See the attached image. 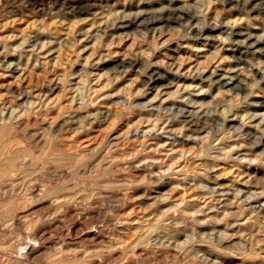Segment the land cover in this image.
Segmentation results:
<instances>
[{"label": "rangeland", "instance_id": "obj_1", "mask_svg": "<svg viewBox=\"0 0 264 264\" xmlns=\"http://www.w3.org/2000/svg\"><path fill=\"white\" fill-rule=\"evenodd\" d=\"M32 1L0 0V121L33 110L36 114L29 125L22 123L13 137L18 144L11 147H25L21 151L41 160L48 157L51 166L38 170L40 178L34 183L20 177L0 182V264H201L196 256L207 264H264V0H91L96 1L93 8L75 13L58 7L65 6L64 1L84 0H37L42 4L34 8L28 6ZM161 6L186 9L195 18L149 29L120 27L127 19L124 14L150 13ZM203 25L213 29L197 37L194 30ZM240 54L250 62L247 70L244 64L235 65ZM142 66L165 72L173 82L167 88L142 85L147 77ZM212 71L229 72L227 77L246 74L249 95L244 98L227 87L219 91L207 79H193ZM138 101L150 104L135 105ZM170 103L227 121H244L246 130L240 135L241 131L216 125L199 137L184 136L193 140L174 144L183 142L192 150L177 158L179 148H170L173 137L167 134L178 127L167 120L172 114L165 106ZM104 111L108 114L102 116ZM146 111L159 120L139 115ZM73 115L79 120L75 125L85 124L83 130L54 131ZM66 142L80 145L78 164L86 167L72 177H62V164L47 156L64 151ZM146 151L154 158L141 160ZM244 155L256 157L248 160ZM141 172L151 184L142 182ZM37 186L44 187L42 194L30 196L28 192ZM182 195L192 203L186 204L189 209H171L169 214L181 215L179 220L188 224L189 231L196 227L199 237L185 250L168 244L140 245L137 238L145 228L141 224L148 218L161 219L156 211L167 209ZM99 226L113 231V242L90 240L88 230H101ZM34 238L37 248L20 255L17 245L25 246ZM122 238L125 244L119 241Z\"/></svg>", "mask_w": 264, "mask_h": 264}, {"label": "bare ground", "instance_id": "obj_2", "mask_svg": "<svg viewBox=\"0 0 264 264\" xmlns=\"http://www.w3.org/2000/svg\"><path fill=\"white\" fill-rule=\"evenodd\" d=\"M29 1V0H28ZM42 1V0H41ZM49 1V0H48ZM54 1H57V0H54ZM69 1H71V0H69ZM91 0H84V1H82V2H76V1H71V2H69V3H67L66 1H64L63 2V4L65 5V6H63V7H58L59 9H66V11L69 13V12H73V11H75L76 9H82V8H84V7H88L89 9L90 8H93L94 6H95V4H94V2H96V1H94V2H90ZM161 0H159V2H160ZM157 2V1H156ZM158 2V3H159ZM46 3V2H45ZM54 4H53V6L55 5V2H53ZM152 3H153V1H152ZM42 4V3H41ZM41 4H39L38 3V1L37 0H34V1H32V2H30V3H28V6L29 7H32V8H34V7H36V6H40ZM49 4V3H48ZM47 4V5H48ZM58 6V5H57ZM102 6V5H101ZM43 7H46V6H43ZM139 7V6H138ZM149 7V6H148ZM147 7V8H148ZM157 7V6H156ZM162 7V6H161ZM40 8H42V6L40 7ZM54 7H50V9L52 10ZM56 8V7H55ZM87 8V9H88ZM131 8V7H130ZM146 7H144V9H145ZM154 8V7H153ZM143 9V8H142ZM43 10V9H42ZM53 10H55V9H53ZM139 10V9H138ZM84 11H85V9H84ZM87 11V10H86ZM93 11V10H92ZM56 12H57V14H58V10H56ZM62 13V12H61ZM73 13H75V12H73ZM122 14V13H121ZM57 16V15H56ZM59 16V15H58ZM122 17H126L127 19L126 20H124V21H122L121 22V24H120V27H122V28H125L127 31H129L128 29H130L131 27H133V26H135V28H140V29H149V28H152V27H156L157 25H163V24H171L172 22H180V23H182V22H184V21H182L183 19H194L195 18V15L193 14V13H191L190 11H188V10H186V9H180V10H176L174 7L172 8V7H162V9H160V10H157V11H152V12H142L141 10L140 11H137V12H134V13H130V14H124ZM196 18H198L197 16H196ZM115 19V18H114ZM176 19L177 20H179V19H181V21H176ZM200 19V18H199ZM81 20V19H80ZM169 20H172V21H169ZM175 20V21H174ZM187 22H190V24H192L194 21H187ZM196 22H198V21H196ZM195 22V23H196ZM169 24V25H170ZM198 24V23H197ZM206 25V24H205ZM205 25H203L202 27H197L196 29L195 28H193V30L195 31V33H196V35H198L197 37H199V36H203L204 35V33L207 31V30H209V29H213V27L212 28H210L209 26L208 27H206ZM213 25V24H212ZM164 26V25H163ZM162 26V27H163ZM132 29V28H131ZM137 30H139V29H137ZM193 30H192V32H193ZM134 31V30H133ZM140 31V30H139ZM212 31V30H211ZM211 33V32H210ZM228 35V34H227ZM228 37H230V36H226V38H228ZM192 38V37H191ZM229 39V38H228ZM235 40V39H234ZM259 40V39H258ZM36 43V42H35ZM224 55V54H223ZM136 61V60H135ZM134 61V62H135ZM236 63H235V65H240V64H244V70H247V67L248 66H250V62H249V60H248V58H246V57H244L243 56V54L241 55H239V56H237V58H236V61H235ZM20 63V62H19ZM127 63V62H126ZM132 63H133V61H131L130 62V65H132ZM232 63V62H231ZM120 64H122V63H120ZM124 64V63H123ZM122 64V65H123ZM136 64V63H135ZM121 65V66H122ZM126 65V64H125ZM118 66V65H117ZM116 66V67H117ZM120 66V65H119ZM231 66H233V65H231ZM139 67V66H138ZM204 67V66H203ZM232 68V67H231ZM142 71H146L147 72V77H146V79H144V81H143V84L142 85H145L146 87H148V86H151V85H154V86H158V87H162V88H167L168 86V84L169 83H172L171 81H169V77L166 75V74H164L162 71H158V70H156V69H149V71H147V69H146V66H142ZM200 69V68H199ZM258 69V68H257ZM256 69V70H257ZM259 70V69H258ZM141 71V70H140ZM248 71H250V70H248ZM258 72V71H257ZM227 73H229V72H221V73H217L216 71H212V72H210L209 74H207L206 75V73L204 74L203 72H200V73H198L197 75H195L194 77H193V79H194V81L195 80H200V82L201 81H205V79H207L208 81H210L209 83H210V87L213 85V83H215L216 85H218V90L219 91H221V89L224 87H227V90H232V91H234V92H236V93H242L243 95H245L244 96V98H246V96H248L249 95V92H246V90H247V87H246V85H245V80H246V78H247V75L246 74H243V73H239V72H235V73H233V74H230V76H226V74ZM250 73H251V71H250ZM249 73V74H250ZM259 74H260V71L258 72ZM256 74V73H255ZM263 74V73H262ZM261 74V75H262ZM174 75V74H173ZM84 76V75H83ZM261 78V77H260ZM172 79V78H171ZM208 84V83H207ZM214 84V85H215ZM171 85V84H170ZM204 85V84H203ZM203 87V86H202ZM141 91H144V90H141ZM162 91V90H161ZM178 92H179V90H177ZM255 91V90H254ZM177 92V93H178ZM159 93H160V91H159ZM168 93H171V92H168ZM174 94H175V92H173ZM173 93H171V94H173ZM223 93V92H222ZM156 96V95H155ZM155 98V97H154ZM123 99V98H122ZM238 101V100H237ZM88 102V101H87ZM238 103V102H237ZM259 103V102H258ZM262 103V102H261ZM150 103H147V102H140V101H138V102H136L135 103V105H140V106H142V107H144V106H146V105H149ZM131 105H133V103L131 102L130 103V107H131ZM155 105V104H154ZM156 105H159V107L161 108L162 106L158 103V104H156ZM175 104L174 103H170L169 104V106L167 105V106H165V109H166V112L167 111H170V113L172 114V115H168V118H167V120L168 121H170V123L172 122V123H175L176 125L178 124V127H176L175 128V130L174 131H170V132H167V134H168V136L170 135V136H172L173 137V139H172V141L170 142V144H169V146H170V148L171 149H176V148H179V155L177 154L176 155V157L178 156H185V154H186V152L188 153L189 152V150L191 151L192 150V148L191 149H187L186 147H185V144H183V142H178L177 144H174V142L175 141H184L185 139H192L193 140V138H183L184 136L186 137H190V136H192V135H196V136H194V137H199L200 136V134H202L203 132H208V133H210V131L211 130H214V128H216V127H218V126H216V125H220L221 127H218V129H223V130H225V129H229V130H231V129H233V131H241L242 133L240 134V135H243V131H244V129L245 128H243V126H244V124H243V122L244 121H239V122H234V121H227V118H225V117H220V116H218V115H214V114H207V115H203L201 112H198V110H196L194 107L193 108H190V107H188V105H184V104H181V105H178V106H174ZM59 107V106H58ZM163 108H164V106H163ZM159 109V108H158ZM49 110V109H48ZM68 110V109H67ZM69 111V110H68ZM149 112H150V110H148ZM62 112H64V111H62ZM66 112V111H65ZM64 112V113H65ZM133 112V111H132ZM147 112V111H146ZM57 113V112H56ZM58 113H60L59 111H58ZM57 113V114H58ZM25 116L24 117H26V119H24V117H19V116H16V115H13V116H8L7 118H4V120L1 122L0 121V182L1 181H11V182H13L14 180H17V179H19V177H20V180H23V181H25V182H29V184L31 183V182H33L34 183V181H37V179H39L40 177H39V174L37 173L38 172V170H41V169H45V165L47 164V163H49L48 162V160L49 159H47V158H45V159H39L38 157H37V155H35V153H29L28 151L25 153V151L23 152V151H21V150H23V149H21L20 150V148L19 149H15V148H12L11 146H13V143H16V144H18L17 142L19 141H17V140H15V139H13V137H14V134L18 131V129L20 128V126L22 125V123H25V124H28L29 123V119L32 117V116H34L36 113L33 111V110H29V111H26L25 113H23ZM44 114V113H43ZM53 114V113H52ZM107 115L108 113L106 112V111H104L103 113H102V116H104V115ZM138 114V113H137ZM45 115V114H44ZM46 115H47V113H46ZM61 114H59V116H60ZM135 115V114H134ZM139 115L140 116H143V117H145L146 118V120H148V121H150V120H152V121H157V119L159 120V118H153L152 117V114H148V112H147V114L145 113V114H143V113H139ZM186 116V117H184V119H181L180 117L181 116ZM154 116V115H153ZM251 116V115H250ZM115 118V117H114ZM91 119H93V117H91ZM94 119H95V117H94ZM34 120H35V118H34ZM32 121V123H33V119L31 120ZM61 121V120H60ZM77 121H79V120H77V118L73 115L72 117H68V119H66L65 120V124H64V122H63V124H61L59 127H57V128H55L54 129V131L56 132V133H61L62 131H70V129H76V128H79V127H81L82 128V130L84 129V127H85V124H83V123H80V124H78V125H75L76 123H77ZM99 121V120H98ZM108 122V121H107ZM31 123V124H32ZM57 124V123H56ZM29 125V124H28ZM174 125V124H173ZM27 127V126H26ZM42 127V126H41ZM54 127V126H53ZM153 127H154V125H153ZM172 127V126H171ZM46 128V127H45ZM50 128V127H49ZM41 129V128H40ZM43 129V128H42ZM46 130H49L48 128L46 129ZM51 130H53V129H51ZM246 130V129H245ZM250 130V129H249ZM50 131V130H49ZM248 131V130H247ZM74 133V132H73ZM250 134H249V136H251V132H249ZM65 134V133H64ZM16 135V134H15ZM44 135V134H43ZM46 135V134H45ZM52 134H50V136H51ZM255 135V134H254ZM47 136V135H46ZM45 136V137H46ZM61 136V135H60ZM66 136V135H65ZM68 136V135H67ZM55 137V136H54ZM79 137H81V136H78V138ZM168 138V137H167ZM204 138V137H203ZM52 139V138H51ZM55 139H56V137H55ZM64 139V138H63ZM114 139V138H113ZM158 139L159 140H156V144L157 145H159V144H161V136H159L158 135ZM255 139V138H254ZM62 140V139H61ZM109 140V139H108ZM21 141V140H20ZM49 141V140H48ZM60 141V140H59ZM243 141V140H242ZM256 141V140H255ZM63 142V141H62ZM65 142V141H64ZM80 142H81V140H80ZM20 143V142H19ZM50 143V142H49ZM53 143V142H52ZM58 143V142H57ZM67 144H66V146L64 145V151H59V152H55V153H52V154H47V156L49 155V158H51V159H54V160H51L52 162H56V161H59L60 163H59V165L60 164H62V166H63V168H64V173L62 174V177H68V176H70V177H72L73 176V174L74 173H76L77 172V175H79L78 173L80 172V171H85L86 170V167H85V165H82V164H78V161L79 160H81L80 158H81V152L83 151H81L77 146H80V145H75L74 143H72V142H66ZM61 144V143H60ZM73 144V145H72ZM122 144V143H121ZM140 144V143H139ZM142 144V143H141ZM58 145V144H57ZM96 145V144H95ZM118 145H120V144H118ZM15 146V145H14ZM152 146H154V144L152 145ZM23 147V146H22ZM21 147V148H22ZM75 147V148H74ZM48 148V147H47ZM73 148V149H72ZM31 149V148H30ZM133 149H135V148H133ZM154 149V148H153ZM223 149H224V147H223ZM40 150V149H39ZM45 150H47V149H45ZM63 150V149H62ZM71 150H73V151H71ZM252 150V149H251ZM57 151V150H56ZM132 151V150H131ZM148 151V150H147ZM146 151V153H144L143 155H142V157H141V160L142 159H145V158H154V157H152V156H150L149 154H147V153H149V152H147ZM247 151V150H246ZM41 152V151H40ZM178 152V151H177ZM177 152H175V153H177ZM251 152V151H250ZM37 153H39V152H37ZM246 153V152H245ZM254 153V152H253ZM83 154V153H82ZM119 154V153H118ZM121 154V153H120ZM174 154V153H173ZM40 155V154H39ZM169 155V154H168ZM175 155V154H174ZM254 155V154H253ZM175 157V158H176ZM177 157V158H178ZM239 157V156H238ZM256 157V156H255ZM255 157H252V156H248V155H244V158H246V159H248V160H254L255 159ZM186 158V157H185ZM184 158V159H185ZM172 159H173V157H172ZM241 159V158H240ZM88 161V160H87ZM86 161V162H87ZM257 161V160H256ZM150 162V161H149ZM148 162V164H152V162L151 163H149ZM57 163V162H56ZM248 163V162H247ZM51 164V163H50ZM49 164V165H50ZM58 164V163H57ZM84 164V163H83ZM88 164V163H87ZM48 165V164H47ZM48 165V166H49ZM53 165V164H52ZM56 165V164H55ZM112 165V164H111ZM51 166V165H50ZM61 166V165H60ZM146 166H147V163H146ZM54 167V166H53ZM57 167V166H56ZM89 167V166H88ZM87 167V168H88ZM171 167V166H170ZM48 168V167H47ZM46 168V169H47ZM94 168V167H93ZM53 169V168H52ZM58 169H59V167H58ZM61 169V168H60ZM89 169V168H88ZM144 169V168H143ZM54 170V169H53ZM121 171V170H120ZM130 171V170H129ZM40 172H42V171H40ZM90 172H91V170H90ZM21 175H20V174ZM43 173V172H42ZM44 173H45V171H44ZM60 173V172H59ZM82 173V172H81ZM142 173V172H141ZM150 173H152V172H150ZM100 174V173H99ZM146 174V173H145ZM145 174H143L142 173V177H140L141 178V180H142V182H144V183H150L151 181L149 180V178H146V176H145ZM76 175V174H75ZM83 175V174H82ZM81 175V176H82ZM141 175V174H140ZM80 176V177H81ZM44 178H45V176H43ZM42 177V178H43ZM75 177V176H74ZM73 177V178H74ZM41 178V179H42ZM139 178V179H140ZM60 179V178H59ZM86 179V178H85ZM99 179V178H98ZM129 179V178H128ZM18 181V180H17ZM62 181V180H61ZM78 181V180H77ZM90 181V180H89ZM70 182V181H69ZM141 182V181H140ZM139 182V183H140ZM15 184H16V182H14ZM1 184V183H0ZM20 184V183H19ZM28 184V185H29ZM37 184V183H36ZM36 184H34V186L36 185ZM63 184V183H62ZM79 184V183H78ZM81 184V183H80ZM151 184V183H150ZM13 185V184H12ZM37 185H39V184H37ZM130 185V184H129ZM144 185H146V184H144ZM203 184H201L200 186H202ZM7 186H9V185H7ZM17 186V185H16ZM41 186H43V185H41ZM147 186V185H146ZM149 186V185H148ZM206 186V185H205ZM5 187H6V185H5ZM26 187H27V185H26ZM203 187V186H202ZM11 188V187H10ZM16 188V187H15ZM29 188V187H28ZM147 188V187H146ZM201 188V187H200ZM205 189H206V187H204ZM13 189V188H12ZM11 189V190H12ZM24 189H26L27 191H29V189H27V188H24ZM43 189H44V187H40V186H37V187H33L28 193L30 194V196H36V195H40V194H42V191H43ZM83 189V188H82ZM1 190V189H0ZM8 191L10 190L9 188L7 189ZM25 190V191H26ZM54 190V189H53ZM125 191V190H124ZM180 191V190H179ZM13 192V191H12ZM126 192V191H125ZM15 193V192H14ZM205 193V192H204ZM75 194V193H74ZM122 194V193H121ZM194 194V193H193ZM73 195V194H72ZM71 195V196H72ZM75 195H77V194H75ZM123 195H125L124 196V198L126 197V194L124 193ZM122 195V196H123ZM169 195V194H168ZM184 195V194H183ZM182 195V196H183ZM192 195V194H191ZM196 195V194H195ZM69 196V195H68ZM131 195H129L128 197H130ZM162 196V195H161ZM121 197V196H120ZM127 197V198H128ZM165 197H166V195H165ZM169 197V196H168ZM74 198H75V196H74ZM123 197H121V199H122ZM133 198V197H132ZM170 198V197H169ZM176 198V197H175ZM179 198V197H178ZM68 199H69V197H68ZM72 199V198H71ZM167 199V198H166ZM62 200H63V204H65V200H67V196H64V197H62ZM156 200V199H155ZM164 200H165V198H164ZM163 200V201H164ZM179 201H176V199H174V201H176L175 203H173L170 207L168 206L167 207V209H165V210H160V211H158L156 208V212L157 213H160V214H162V217H161V219H162V226L160 225V223H161V219H160V217L159 218H155L154 220H155V222L153 221V222H151V221H148V220H150L149 218H148V222L147 221H145V224H141V226L142 227H145L140 233V235L138 236V243H140V245H143V244H153V245H156V247H157V244L159 245H161V244H168V245H175L178 249H180V250H185L186 248H187V243H190L191 241H193V240H195L194 238H196V237H199V235H198V232H197V230L195 229V228H193L191 231H189L188 230V224L187 223H184L183 224V222H184V220H179L180 218H181V215L179 216L180 218H178V216H176V215H171V214H169V210H171V209H173V211H175V210H177V209H181V210H186V209H189L188 208V206H186V204H190V203H188L189 201H185V198H184V196L182 197V198H179L178 199ZM187 200V199H186ZM122 201V200H121ZM126 201V200H125ZM160 201V200H159ZM166 201V200H165ZM60 203H61V200L59 201ZM58 202V203H59ZM120 202V201H119ZM119 202L117 203V204H119ZM184 202V205L182 206V203ZM125 203V202H124ZM67 204V203H66ZM192 204V203H191ZM190 204V205H191ZM67 205H70V204H67ZM123 205V204H122ZM125 205H126V203H125ZM157 205H159V204H157ZM165 205V204H164ZM196 205V204H195ZM116 206V205H115ZM161 206V205H160ZM166 206V205H165ZM121 207V206H120ZM164 207V206H163ZM198 207V206H197ZM115 208V207H114ZM61 209V208H60ZM161 209V208H160ZM197 209V208H196ZM79 211V210H78ZM127 211V210H126ZM131 211V210H130ZM150 211V210H149ZM155 210L153 209V211L152 212H154ZM72 213H73V211H71ZM125 212V211H124ZM151 212V211H150ZM156 212H154V214L156 213ZM55 213H57L56 211H55ZM76 213V212H75ZM75 213H74V215H75ZM118 213V212H117ZM116 213V214H117ZM85 214V213H84ZM89 214V213H88ZM88 214H87V216H88ZM122 214V213H121ZM173 214V213H172ZM179 214H181L180 212H179ZM63 215V214H62ZM79 215H82L81 213L80 214H78V217H79ZM86 215V214H85ZM89 215H91V213L89 214ZM159 215V214H158ZM75 216H77V215H75ZM184 216V215H183ZM186 216H188V215H186ZM91 217V216H90ZM129 217V216H128ZM158 217V216H157ZM124 218H126V217H124ZM184 218V217H183ZM134 219H135V217H134ZM133 219V220H134ZM117 220H118V218H117ZM146 220V219H145ZM152 220H153V218H152ZM170 220V221H169ZM114 221V220H113ZM130 221V220H129ZM112 222V221H111ZM121 222H123V221H121ZM147 222V223H146ZM186 222H187V220H186ZM133 223V222H132ZM78 224V223H77ZM106 224V223H105ZM110 222L108 223V227H110ZM119 224H120V222H119ZM118 224V225H119ZM182 224H183V226H182ZM190 224V223H189ZM56 225H58V224H56ZM115 225H117V224H115ZM117 225V226H118ZM121 225H122V223H121ZM161 227H160V226ZM181 225V226H180ZM191 225H194L193 224V222H192V224ZM64 226V225H63ZM75 225L73 224V227H74ZM78 226H79V224H78ZM104 226V225H103ZM120 226V225H119ZM139 225H136V227H138ZM199 226V225H198ZM101 226H99V228H100ZM107 227V228H108ZM113 227H115L114 225H112V228ZM123 227H125V226H123ZM134 227V226H133ZM142 227H140L139 226V228H142ZM159 227H160V229H159ZM190 227V226H189ZM192 227H194V226H192ZM191 227V228H192ZM77 228V227H76ZM95 228V227H94ZM90 229V230H88V232H90V234H89V236H90V240L92 241V242H96V243H98V244H100L99 242H103L104 243V241H109V242H113V237H111V236H113L112 235V233H113V231H111V230H106V231H108V232H106V231H104V230H102L101 228V230H95V229ZM132 228V227H131ZM200 229V228H199ZM74 230V229H73ZM86 230V229H85ZM113 230H115V229H113ZM131 231H132V229H130ZM134 230V229H133ZM135 230H136V228H135ZM134 230V231H135ZM139 230V229H138ZM202 230V229H201ZM121 231V230H120ZM137 231V230H136ZM203 231V230H202ZM133 232V231H132ZM152 232H155V236H152V234L150 235V233H152ZM160 232H164V235L163 236H161V235H159V233ZM116 233V232H115ZM118 233V232H117ZM117 233H116V235H117ZM134 233V232H133ZM133 233H132V235H133ZM111 234V235H110ZM121 234H122V232H121ZM128 234V233H127ZM131 233H129L128 235H130ZM139 234V233H138ZM154 234V233H153ZM160 234H162V233H160ZM119 235V234H118ZM182 235H185V239H181L182 238ZM87 236V235H86ZM136 236H137V234H136ZM118 237V236H117ZM128 237V236H127ZM154 237V238H153ZM124 238V237H123ZM123 238L122 239H120L119 241L121 242V240L123 241ZM106 239H108V240H106ZM117 239V238H116ZM129 239V238H128ZM212 239V238H211ZM126 240V239H125ZM124 240V241H125ZM215 239L213 238L211 241H213V242H215V243H218L217 241H214ZM115 241V240H114ZM128 241V240H127ZM129 241H131V240H129ZM36 242H37V240L34 238V239H30V241H28L26 244H24L25 246H23V245H17L18 246V251H19V253H20V255H25V254H29V253H31V252H33L36 248H37V244H36ZM126 242V241H125ZM125 242L124 243H122V244H125ZM132 242V241H131ZM130 242V244L129 245H131L132 243ZM135 242V241H134ZM212 242V243H213ZM39 243V242H38ZM102 243V244H103ZM107 244V243H106ZM110 246H112L111 245V243H108ZM119 243H117V245H118ZM149 244V245H150ZM229 244V243H228ZM114 245V244H113ZM128 245V246H129ZM136 245H137V243H136ZM139 245V244H138ZM148 245V246H149ZM159 245V246H160ZM219 245V244H218ZM66 246H67V244H66ZM69 246V245H68ZM104 247H108V246H105V245H103ZM121 246V245H120ZM147 246V245H146ZM145 246V247H146ZM221 246V245H220ZM63 247V246H62ZM72 247V246H71ZM122 247H126V246H122ZM190 247V246H189ZM192 247V246H191ZM190 247V248H191ZM219 247V246H218ZM69 248V247H68ZM113 248H114V246H113ZM129 248V247H128ZM149 248V247H148ZM148 248H146V249H148ZM150 248H152V246L150 247ZM154 248V247H153ZM25 249V250H24ZM63 249V248H62ZM122 249V248H121ZM201 249V248H200ZM206 249H208V247L206 248ZM24 250V251H23ZM112 250V249H111ZM124 250H127V248H125ZM173 250H175V249H173ZM196 250V249H195ZM198 250V249H197ZM17 251V252H18ZM109 251V250H108ZM122 251V250H121ZM63 252V251H62ZM98 252V251H97ZM100 252H101V250H100ZM106 252V251H105ZM104 252V253H105ZM112 252V251H111ZM198 252V251H197ZM91 253V252H90ZM122 253V252H121ZM185 253H189L188 251H186ZM219 253V252H218ZM88 254V253H87ZM92 254V253H91ZM91 254H90V256H91ZM94 254H95V252H94ZM98 254V253H97ZM105 254H107V253H105ZM104 254V255H105ZM99 255V254H98ZM218 255V254H217ZM216 255V257H218V258H220V260H222L221 258V256L220 255H218L217 256ZM69 256V255H68ZM92 256H93V254H92ZM107 256V255H106ZM112 256V255H111ZM190 256V255H189ZM102 257V256H101ZM85 258H86V256H85ZM99 258V257H98ZM104 258H106V257H104ZM103 258V259H104ZM201 258V257H200ZM224 258V257H223ZM81 259H83V258H81ZM100 259V258H99ZM202 259V258H201ZM201 259H199V257L198 256H196V258H195V260H199V261H201L200 263L201 264H207L208 262L207 261H203V260H201ZM208 259V258H207ZM217 260V259H216ZM65 261V260H64ZM77 261V260H76ZM101 261V260H100ZM110 261V260H109ZM95 262V261H94ZM107 262V261H106ZM57 263V262H56ZM97 263H99V262H97ZM101 263H102V261H101ZM103 263H105V262H103ZM111 263V262H110Z\"/></svg>", "mask_w": 264, "mask_h": 264}]
</instances>
